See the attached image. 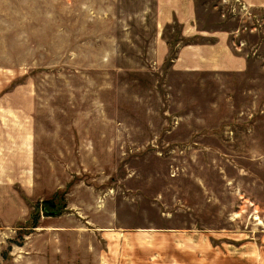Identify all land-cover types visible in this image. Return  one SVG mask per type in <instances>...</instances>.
Wrapping results in <instances>:
<instances>
[{
  "label": "rangeland",
  "instance_id": "374dc122",
  "mask_svg": "<svg viewBox=\"0 0 264 264\" xmlns=\"http://www.w3.org/2000/svg\"><path fill=\"white\" fill-rule=\"evenodd\" d=\"M193 6L0 0V264H264V0Z\"/></svg>",
  "mask_w": 264,
  "mask_h": 264
},
{
  "label": "crops",
  "instance_id": "0c3cea01",
  "mask_svg": "<svg viewBox=\"0 0 264 264\" xmlns=\"http://www.w3.org/2000/svg\"><path fill=\"white\" fill-rule=\"evenodd\" d=\"M158 7H157V16H158V22L160 25H163L166 22H170L173 19H176L177 21L181 22L184 26V33H196L195 28L193 27L192 23L194 20V14H193V3L194 0H157ZM183 23H186L185 25ZM222 44V43H221ZM186 47V48H185ZM181 48L178 52V56L174 59V63H180L181 68H187L192 69L193 67H196L195 62H199L201 64L202 58L201 55L204 54H212L214 51H203V47L199 48L198 46L194 45H188ZM226 53V58L228 61L236 62V60L239 62L241 60L240 58L236 59V57L231 55L230 50ZM207 52V53H206ZM223 53V49H222ZM206 61H203L202 63L205 64ZM211 63V61H209ZM14 109L13 111L17 113L16 106L13 105ZM16 113H13L15 115ZM17 115V114H16ZM0 121V214L6 213V206L7 205H16L14 201L9 202L7 200L8 191H7V179L5 174L7 173V159L4 161L5 154H7V151H12V153L19 154V159L23 158V151L29 150V140H31V134L30 135H23L20 136L19 134H16L14 132H6L7 129L4 128L6 131L2 132L3 124H7ZM10 121V125H11ZM9 124V123H8ZM18 124H14V128H16ZM27 128V125L25 126V129ZM23 138V139H22ZM29 154V153H27ZM13 156V155H12ZM6 163V164H5ZM5 172V173H4Z\"/></svg>",
  "mask_w": 264,
  "mask_h": 264
}]
</instances>
